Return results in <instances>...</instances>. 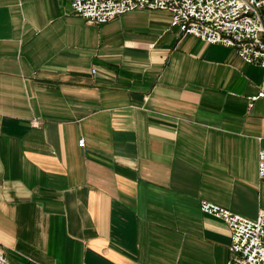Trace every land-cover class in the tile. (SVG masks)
<instances>
[{"label": "crops", "instance_id": "crops-1", "mask_svg": "<svg viewBox=\"0 0 264 264\" xmlns=\"http://www.w3.org/2000/svg\"><path fill=\"white\" fill-rule=\"evenodd\" d=\"M263 69L167 11L104 25L71 0H0V257L6 264H226L259 176Z\"/></svg>", "mask_w": 264, "mask_h": 264}, {"label": "built area", "instance_id": "built-area-1", "mask_svg": "<svg viewBox=\"0 0 264 264\" xmlns=\"http://www.w3.org/2000/svg\"><path fill=\"white\" fill-rule=\"evenodd\" d=\"M73 11L92 25H104L134 11H167L172 27L206 44L231 48L245 63L264 73V0H71ZM264 99V77L250 106ZM259 176L264 182V149ZM201 211L222 221L231 232L226 264H264V211L249 219L210 202Z\"/></svg>", "mask_w": 264, "mask_h": 264}, {"label": "bare ground", "instance_id": "bare-ground-1", "mask_svg": "<svg viewBox=\"0 0 264 264\" xmlns=\"http://www.w3.org/2000/svg\"><path fill=\"white\" fill-rule=\"evenodd\" d=\"M0 264H6L0 257Z\"/></svg>", "mask_w": 264, "mask_h": 264}, {"label": "rangeland", "instance_id": "rangeland-1", "mask_svg": "<svg viewBox=\"0 0 264 264\" xmlns=\"http://www.w3.org/2000/svg\"><path fill=\"white\" fill-rule=\"evenodd\" d=\"M263 17H264V11H263Z\"/></svg>", "mask_w": 264, "mask_h": 264}]
</instances>
